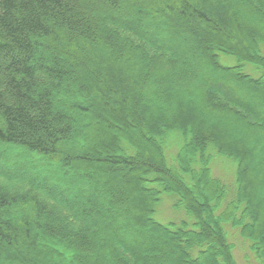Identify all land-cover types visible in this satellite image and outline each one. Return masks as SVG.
Segmentation results:
<instances>
[{
    "label": "trees",
    "instance_id": "trees-1",
    "mask_svg": "<svg viewBox=\"0 0 264 264\" xmlns=\"http://www.w3.org/2000/svg\"><path fill=\"white\" fill-rule=\"evenodd\" d=\"M258 9L264 0H0V264H237V242L264 264ZM11 148L68 187L9 170ZM218 157L229 182L213 173ZM165 200L182 217L159 221Z\"/></svg>",
    "mask_w": 264,
    "mask_h": 264
},
{
    "label": "rangeland",
    "instance_id": "rangeland-1",
    "mask_svg": "<svg viewBox=\"0 0 264 264\" xmlns=\"http://www.w3.org/2000/svg\"><path fill=\"white\" fill-rule=\"evenodd\" d=\"M249 3L252 4V2H249ZM256 11L260 16H262L264 18V10L258 9ZM102 29H103V31H106L107 33L111 32L104 25H102ZM224 61L225 62H223V64L226 66H234L236 64V60L234 59V57H227L224 59ZM148 63H150V62H148ZM246 72L251 76H259L260 75V72L256 69H254L250 65H246ZM131 95L133 96V94H130V96ZM124 135H126V134L123 133V136L121 135V138H127ZM141 135L145 139L148 138V136L146 135L145 132L141 131ZM119 137L120 136H118L117 138L119 139ZM117 138H116V143L118 141ZM133 145L138 149L139 152H142V148L140 145H135V144H133ZM74 147H75V145H74ZM78 147L80 149L87 148L89 153L93 152V150L90 146V143L87 140H83L81 147L80 146H78ZM171 151H173V149H171ZM20 153L21 152H19V153L15 152V150L12 148L9 150L6 149L5 154H9V158H10L8 160V163H7V165L9 166L7 168H9V170H12L16 174L18 169H19V165H21L22 169H24L26 172L31 173V174L39 177L40 179H46V180H48V182L55 184V186L60 185L61 187H64V188L68 187V183L65 181V179H67L66 178L67 175L63 176V174L62 175L59 174L60 171L58 173H55L56 171L52 170L54 168V166L51 165L50 163H47L46 160H43L41 158L38 159L36 157L26 156V155H24L22 153L20 154ZM106 154L108 156L112 157L115 155V152L114 153H106ZM10 156H12V157H10ZM220 161H222V162H220ZM213 164H214L213 165L214 175H216L219 178H222V180L225 179L227 182L232 180L233 169L225 162L224 158L218 157L217 160H215V162ZM78 174L81 175L83 173L78 172ZM81 177H82V175H81ZM14 181L18 184H26V177L22 180L13 179L12 182H14ZM16 189L17 190L19 189V185H17ZM63 191H65V190L63 189ZM170 205H171L170 200L169 201L165 200V202L163 201L162 205L159 208L158 213L156 214L157 219L159 221H161L162 223H166L168 221L182 217V215L177 214L173 210H171ZM57 212H58L59 219L62 222H64V219H62V217L60 216L59 208H57ZM68 228L71 229L70 226H68ZM50 248L55 255L60 254L62 252H66V255H68L67 251H65V249L63 247L58 246L56 244H51ZM244 256H245L244 247L240 243L237 242V248L235 250V259L237 261V264H247V262L244 259ZM252 260H253L252 254L249 253V262L251 264H256L255 262H252Z\"/></svg>",
    "mask_w": 264,
    "mask_h": 264
}]
</instances>
